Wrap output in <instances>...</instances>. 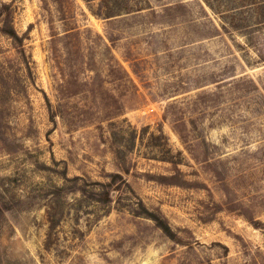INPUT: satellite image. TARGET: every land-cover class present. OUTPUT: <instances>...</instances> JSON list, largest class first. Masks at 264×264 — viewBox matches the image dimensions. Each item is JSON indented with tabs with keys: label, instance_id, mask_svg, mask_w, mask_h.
<instances>
[{
	"label": "rangeland",
	"instance_id": "rangeland-1",
	"mask_svg": "<svg viewBox=\"0 0 264 264\" xmlns=\"http://www.w3.org/2000/svg\"><path fill=\"white\" fill-rule=\"evenodd\" d=\"M250 1L0 0V264H264Z\"/></svg>",
	"mask_w": 264,
	"mask_h": 264
},
{
	"label": "trees",
	"instance_id": "trees-1",
	"mask_svg": "<svg viewBox=\"0 0 264 264\" xmlns=\"http://www.w3.org/2000/svg\"><path fill=\"white\" fill-rule=\"evenodd\" d=\"M87 1H91V0H87ZM114 1H118V0H100V2H99L100 5H104L105 4L107 6H106L105 10H102V8H100L99 11H97L96 13L100 14L101 16L103 15L104 17H110V16L121 14L124 10L128 11L127 9H130L129 7H122L123 5H120L119 7L118 6H113V7L109 6ZM259 2H260V0H251L248 4H258V5L262 4V3H259ZM246 4L247 3H242V5H246ZM9 16H10V13L8 11V13L6 15L7 25H5V27H3V31L7 35L13 37L16 40L17 44L22 47V44H23V41H22L23 38L22 37L23 36H20L18 34L17 30L15 29V27L13 25L9 24V21H8V19L10 18ZM262 21H264V18L259 20V22H262ZM234 28H238V26L234 27ZM21 52H22L23 55L25 54V49H23V47L21 49ZM175 163H177V162H175ZM107 175L109 177H111L112 179L109 182L103 183V185L108 186L107 187L108 189H106V188L104 189V191H103L104 196L101 195V196L98 197V198H100L99 200H102V201L103 200L104 201H111L112 200V195H111L112 190L120 188V185H114L115 187L113 186V184H115V180L117 178L123 179V177H122V175L120 173L109 172ZM112 186H113V188H109V187H112Z\"/></svg>",
	"mask_w": 264,
	"mask_h": 264
}]
</instances>
